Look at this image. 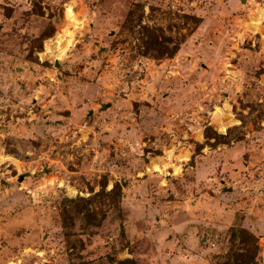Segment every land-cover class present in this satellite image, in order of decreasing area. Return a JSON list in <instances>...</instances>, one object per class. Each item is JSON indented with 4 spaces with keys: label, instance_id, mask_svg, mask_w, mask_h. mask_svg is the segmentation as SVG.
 <instances>
[{
    "label": "rangeland",
    "instance_id": "1",
    "mask_svg": "<svg viewBox=\"0 0 264 264\" xmlns=\"http://www.w3.org/2000/svg\"><path fill=\"white\" fill-rule=\"evenodd\" d=\"M241 248L264 264V0H0V264Z\"/></svg>",
    "mask_w": 264,
    "mask_h": 264
},
{
    "label": "trees",
    "instance_id": "2",
    "mask_svg": "<svg viewBox=\"0 0 264 264\" xmlns=\"http://www.w3.org/2000/svg\"><path fill=\"white\" fill-rule=\"evenodd\" d=\"M39 7V6H38ZM34 11H36L37 13H39L41 10L40 8H35L34 7ZM53 27H51L52 30ZM145 32L148 34V38H144V36L140 35L139 36V52L144 55V54H152L154 57H161V56H172L173 54H175V52L178 50V44L175 43L172 46H168L166 44V42L171 41L170 38L168 36L162 35V38H159L158 34L154 31V29H156L155 27L151 28L148 26H143ZM51 33H47V35H50ZM142 47V49H141ZM141 49V50H140ZM244 118V117H243ZM242 118V119H243ZM244 124V119L241 122V126H243ZM204 134L205 137L208 138H213V142H211L212 146L217 145L218 143H227L231 140V136H230V132L228 131L225 134L222 133H217L216 131L212 130L209 126H207L204 130ZM120 187L117 183H115L113 185V187L110 189L109 193L111 192H115L117 193V195L120 194ZM108 192H102V190H100V192L96 193V195L99 194H107ZM94 198V197H90L88 199H84V198H80V200L84 201L85 203L90 202V200ZM69 201H73L72 199H69ZM233 229V228H232ZM235 229V228H234ZM248 235V233H247ZM249 237L254 238V236L252 234L249 233ZM243 251L244 249L241 248L238 251H232L229 252V256H233L232 260H226V262H224L225 264H235L236 261H234V257L237 255V257H242L243 255ZM236 258V257H235ZM112 264H136L135 260L131 259V258H122V259H114ZM243 264H256L253 261H244Z\"/></svg>",
    "mask_w": 264,
    "mask_h": 264
},
{
    "label": "bare ground",
    "instance_id": "3",
    "mask_svg": "<svg viewBox=\"0 0 264 264\" xmlns=\"http://www.w3.org/2000/svg\"><path fill=\"white\" fill-rule=\"evenodd\" d=\"M66 12H67V16H68V18L73 19V13H72L69 9H67ZM61 49L64 50V47L61 48ZM224 127H225V126H224V123H221V124L219 125V128H220V129H224ZM155 168H156V170H158V169H159L158 165H155Z\"/></svg>",
    "mask_w": 264,
    "mask_h": 264
},
{
    "label": "crops",
    "instance_id": "4",
    "mask_svg": "<svg viewBox=\"0 0 264 264\" xmlns=\"http://www.w3.org/2000/svg\"><path fill=\"white\" fill-rule=\"evenodd\" d=\"M220 132H223V130H221Z\"/></svg>",
    "mask_w": 264,
    "mask_h": 264
}]
</instances>
